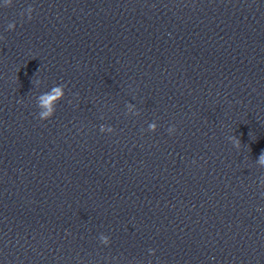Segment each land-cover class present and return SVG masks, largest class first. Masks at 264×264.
I'll return each mask as SVG.
<instances>
[{
  "label": "clouds",
  "instance_id": "9594fccd",
  "mask_svg": "<svg viewBox=\"0 0 264 264\" xmlns=\"http://www.w3.org/2000/svg\"><path fill=\"white\" fill-rule=\"evenodd\" d=\"M11 4H12V0H4V5L3 6L8 7V6H11ZM34 11H35V9L31 5H29L27 7V9L25 10V12L21 13V16L23 17L25 15V13H26L27 14V19L31 20L33 18L32 14H33ZM15 27H16V25H15L14 22L9 23L7 25V29L8 30H14ZM0 39H2V37H0ZM39 83H40L39 80L35 81V84L37 86L39 85ZM65 87H66L65 84H60L58 86H54V87L51 88L50 91L42 93L38 97H36V104H37V107L39 109V112L37 114V118L39 120L45 121V120H48L51 117H53V115H54V113L56 111V105L65 96ZM156 128H157V125L155 123H150L148 125V129L151 132H155ZM104 130H105V125H100V131L103 132ZM107 130L109 132H113L114 131V129L111 128V127H108ZM168 132H169V134L174 133L175 132V127H170L168 129ZM229 139L232 141L233 145L236 148L240 147L241 142L236 136H231V137H229ZM258 163L261 166H264V151L261 152V154L259 156ZM260 186L262 188H264V178H261ZM262 195H264V193H262ZM257 210L259 211L260 209H257ZM99 239H100L101 243H103L104 245H107L110 242L109 241V237H107V236H105L103 234L100 235ZM149 252L154 254V250L153 249H149Z\"/></svg>",
  "mask_w": 264,
  "mask_h": 264
}]
</instances>
